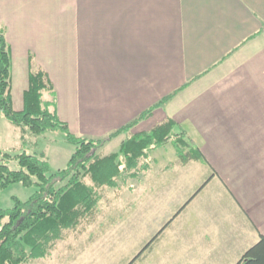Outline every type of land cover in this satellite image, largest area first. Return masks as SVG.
Segmentation results:
<instances>
[{"label": "crops", "instance_id": "1", "mask_svg": "<svg viewBox=\"0 0 264 264\" xmlns=\"http://www.w3.org/2000/svg\"><path fill=\"white\" fill-rule=\"evenodd\" d=\"M0 31L13 108L45 71L77 136L105 138L179 90L133 133L174 119L207 159L194 161L210 169L204 187L228 199L187 226L178 264H237L264 235V0H0ZM0 126L29 133L2 111Z\"/></svg>", "mask_w": 264, "mask_h": 264}, {"label": "trees", "instance_id": "2", "mask_svg": "<svg viewBox=\"0 0 264 264\" xmlns=\"http://www.w3.org/2000/svg\"><path fill=\"white\" fill-rule=\"evenodd\" d=\"M11 70L10 47L4 32L0 31V110L11 123L27 132L40 135L47 131L63 130L67 141L76 149L68 166L57 172L51 171L44 153L0 150V196L4 189L13 184L35 188L27 200L15 196L12 207H0V264H33L32 261L36 259L50 256L57 242L65 239L69 230L79 228L84 221L93 220L98 214L102 201L100 189L118 188L120 180L127 183L128 179H141L152 167L153 153L169 143L174 144L179 164L185 166L191 161L207 162L186 129L172 118L149 131L133 133L140 122L150 118L179 90L107 137L93 139L73 134L68 124L60 120L53 94L49 99L45 97V91L51 88L45 71L31 74L29 89L24 94V109L15 110L10 94ZM123 134L126 137L118 151L105 155L100 153L109 141ZM12 161H16L19 168H12ZM167 225L130 264L151 246ZM237 264H264V235L243 254Z\"/></svg>", "mask_w": 264, "mask_h": 264}, {"label": "rangeland", "instance_id": "3", "mask_svg": "<svg viewBox=\"0 0 264 264\" xmlns=\"http://www.w3.org/2000/svg\"><path fill=\"white\" fill-rule=\"evenodd\" d=\"M10 128V131L4 129L0 133V149L3 151L44 153L52 172L68 166L76 147L67 141L63 130L40 135L29 132L23 139L19 133L15 134L12 129L15 127ZM120 144L121 139L117 138L101 148L100 153L116 152ZM154 155L156 159L152 170L142 175L141 179H128L127 183L120 180L118 188L100 189L102 201L98 214L93 220L84 221L79 228L69 230L66 238L58 241L47 257L50 261H44L49 264H130L191 200L133 263L178 264V259L182 258L180 238L187 226L192 227L202 221L205 217L201 216L207 215L205 210L209 204L215 210L211 216L215 214L228 195L220 190L217 183L216 186L209 184L198 192L211 177L210 169L194 161L182 167L173 143L158 149ZM168 164L171 167L163 170ZM10 166L19 168L16 161H12ZM34 191L33 187L13 184L2 191L0 207H12L15 196L25 201ZM41 261L32 262L38 264Z\"/></svg>", "mask_w": 264, "mask_h": 264}]
</instances>
